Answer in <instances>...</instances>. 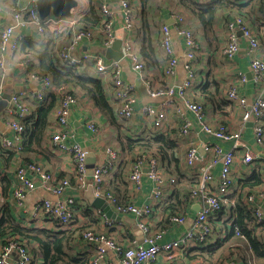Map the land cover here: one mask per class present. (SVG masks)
Segmentation results:
<instances>
[{
	"label": "crops",
	"instance_id": "crops-1",
	"mask_svg": "<svg viewBox=\"0 0 264 264\" xmlns=\"http://www.w3.org/2000/svg\"><path fill=\"white\" fill-rule=\"evenodd\" d=\"M107 1L111 4L115 16L113 27L116 38L120 39L123 43L125 38L131 37L134 51L141 56L139 50L142 45L141 34L143 21L140 22V20L137 19L132 30L128 31L122 26V17L118 7V1ZM238 1L240 4V6H238L240 11L244 13L246 21L260 39L261 48L258 55L264 60V0ZM76 2V6L71 9L68 16L59 17L63 18L64 23L63 30L57 33L66 32L65 29L70 31L69 35L60 34V38L58 39H60L61 43H67L70 40L72 37V28H80L83 26L81 18L89 11V0H76ZM15 3L16 0H3L4 9L3 11H0V29L6 25L13 24L10 9ZM133 3L136 7V11L140 13L141 6H139L138 1L133 0ZM146 6H148L146 7L147 10L152 14L149 15L146 13V18L150 26L149 31L152 37L154 53L151 57L150 63H147L146 58L141 57L144 62L149 64L147 65L144 63L146 64L144 68V77L150 81V87L156 89L172 83L178 86L184 80L186 74L184 70V64L186 63L184 55L185 46L183 39L177 35L172 26L175 20V15H181L183 16L185 23L191 27L199 41L195 71L200 77L203 76L204 80L209 82L206 90L207 99L204 94H202V96L197 94L198 92L195 89L189 92L190 98L202 103L206 117L205 120L208 124L217 125L219 123H224L229 130L236 131L240 129L242 140L247 143L249 149H251L256 155H260L264 158V149L257 146L253 140L252 121L248 120L243 123L241 119V107L235 102L229 100L227 96V89L229 85L234 82L238 86L239 93L247 99L248 103L254 101L260 94L264 97V83H255L253 81L249 66L250 57L248 54L247 43L240 31H236L239 50L234 58L228 59L222 54V49L228 39V29H226L225 22L231 16L236 15V10H218L212 29L204 35L203 28L200 27V22L197 17L181 7L179 5V0H149ZM163 25H169L171 28L172 46L174 55L178 61L175 69V76L171 79L164 78L163 75V69L166 65V56L159 47L161 27ZM93 30L94 33L92 38L81 39L79 44L70 51L71 55L78 57L84 53H101V48L106 46L102 41L100 29L99 31L95 29ZM47 33L51 36L52 32L48 31ZM19 35H23L29 39L33 37L34 32L29 26H15L12 37L19 38ZM43 45L41 47H43ZM17 56L14 55L10 49H7L4 54L5 69L3 72H0V81L2 84V89L0 91V172L2 174L0 180V215L6 210L24 227L44 229L48 230L50 233H54L61 230V228L52 223V221L46 218L42 213L33 215L32 210L38 200L42 198L55 200L57 199V196L47 191L40 181L35 179V187L27 192L22 204H17L13 194L16 184L15 168L22 159H20L16 153L10 155V150L6 151L1 147V142L4 138H10L13 136V131L8 125L9 120L14 116L11 113L13 109L11 95L18 92H24L27 95V101L35 107L36 102L34 101L32 94L35 93L37 88H39L37 83L27 79V77L23 75V64L22 62H18ZM33 62H35V60ZM121 68L123 80L135 87L136 102L133 105L134 115L129 119H124L117 115V103L112 97L110 72H97L93 64L85 62L83 65L78 66L75 71L102 80L104 93L111 107V113L106 114L103 112L83 90L73 87L72 91L77 97V102L72 107L69 114L68 130L71 133L70 140L78 142L87 151V177H91L93 169L98 163H107L109 161L110 158L106 153L105 148L110 147L114 149L117 153V158L112 161L111 170L104 177L102 191L105 188H110L119 199H125V201H130L138 206L150 203L153 207V215L149 222L150 229L152 231H163L162 237L159 239L161 241L176 239L182 236V234L190 227L192 219L199 210V203L191 198L188 200L182 199L180 213L184 215L186 219L181 223L170 224L165 223L166 214L163 211V203L171 197L176 188H178L181 193H188L189 183L197 178V174L200 173L201 167L211 161L214 156V152L210 148L211 145L220 144L223 149H228L232 143L231 141L224 142L215 139L214 137L205 135L199 131L198 125L192 114L185 109L180 100L174 105L166 107V120L160 128L155 129L150 120L140 113V109L144 104H151L154 106L164 105L167 97H151L147 93V86L139 77V73L133 71L131 68L129 60L122 59ZM32 70L37 71L34 68L29 71ZM237 71L245 73V82L238 83L236 81ZM176 107H179L184 117L191 121V130L188 135H182L179 133L181 122L176 115ZM90 123H95L97 126L95 131L90 129ZM51 127L52 126H50V128ZM51 131L52 130L48 128L46 136L43 139L41 150L30 152L28 157L32 161H36L45 166L52 174L54 180L62 177H72L71 181L74 186L76 184L74 174L76 170L75 159L70 154L50 149L49 137ZM161 133L168 134L174 139V151L180 159V162L178 163V168H175L173 163L169 166L161 164L162 173L165 175V182L161 188L163 194L159 198H155L152 194L154 183L147 177L145 172L143 173L140 186L134 187L128 181L127 174L130 170L131 164L129 162L125 167L122 166V164L125 163L123 144L128 139H136L139 137L151 139ZM192 139L198 148L199 157L192 165H188L185 156L189 147L188 141ZM242 155L243 151L237 153L232 167L231 175L234 180L232 192L237 193L238 190H241L244 192L243 195L247 194L245 192L248 191V187L241 189L239 186L240 181H246L254 172L260 173L261 183L251 188L249 193L255 195V204L264 211V174L260 169L262 161L264 160H260L255 165L246 164L242 161ZM220 166V162H217L211 169L215 179L212 189L216 188L215 185H217ZM170 176L175 177L177 180L174 186L168 182ZM86 188L87 187H85V189L74 191L71 187L66 191V194L72 195L76 193L78 197L75 205V209L78 211L77 216L67 228L74 230L73 239L69 243V248L73 254L91 256L93 253V246L86 243L76 234V231L80 229V225H84L93 230H106L119 243L124 245L142 243L143 234L138 229L136 219L131 213H117L120 218L117 220L112 219L113 221L110 227L103 226V218L100 214H97V211L99 210L93 208L84 195ZM233 196L232 193L231 198H228L229 202L226 203L227 205L233 204ZM86 208H89L91 213H84L83 210ZM210 219L216 221L210 220L213 225V232L207 243L190 247L184 252L177 251V264H183L184 262L193 259L201 261L200 264H225V262L230 259L235 260L237 264H257L254 255L244 242H237L234 240V237L227 236V227L230 226L231 222L230 213L227 210L220 215L217 214V216L210 217ZM162 227L164 228L162 229ZM22 242L25 244V241ZM1 243H3V241H0V244ZM25 245L34 255V262H36V264H41V254L38 251H32L29 245ZM230 253L232 254L229 255ZM107 257L110 260L116 261L113 252L107 253ZM15 262L16 254L12 253L9 257V263ZM151 264L166 263L164 257L160 255Z\"/></svg>",
	"mask_w": 264,
	"mask_h": 264
},
{
	"label": "built area",
	"instance_id": "built-area-1",
	"mask_svg": "<svg viewBox=\"0 0 264 264\" xmlns=\"http://www.w3.org/2000/svg\"><path fill=\"white\" fill-rule=\"evenodd\" d=\"M37 0H16L15 5L10 9V14L13 18V24L6 25L0 29V72L5 69L4 54L7 49H10L14 55H18V62H22L24 57L20 52L21 43L25 41H35L40 46L47 42L48 31H62L63 18L53 15H48L44 18L40 17L36 8ZM119 11L122 17V26L131 31L139 19L138 12L134 6L133 0H117ZM99 13L101 14V24L94 29L99 31L102 36L104 45L110 46L116 39L114 31L115 16L112 11V6L107 0H96ZM3 0H0V11H3ZM73 23V22H72ZM15 26L31 27L34 35L27 39L23 35L19 38L12 37ZM173 29L176 31L184 42V55L186 63L184 64L185 77L183 82L176 86L173 83L162 86L156 89L150 87V81L144 77V62L141 56L133 49L131 37L125 38L122 43L123 56L118 59L105 58L101 54L84 53L81 56L74 57L70 51L79 44L81 39H91L94 30L87 27L72 28V37L67 43L61 45L58 50V57L65 66L74 67L83 65L89 62L94 65L97 72L109 71L112 81V97L117 103V114L129 119L134 115L133 105L136 102V94L134 85L127 83L122 78L121 60L127 59L131 64L133 71L139 73V77L147 86V93L151 97L166 96L167 100L164 105L154 106L144 104L140 113L150 120L155 129L160 128L167 116V106L174 105L180 100L185 109L189 111L195 122L198 125L199 131L203 134L214 137L221 141H231L228 149H223L220 144L211 145L210 148L214 152L211 161L204 164L194 183L189 185L188 193L192 200L199 203V210L192 219L190 227L182 234V236L169 241H161L162 230L152 231L150 229V220L153 215V207L150 203L145 205H135L130 201L120 202L111 195H103L101 188L103 186L104 177L112 167V161L117 158V153L114 149L106 147L105 151L109 155L107 163H98L91 177H87L86 173V156L87 151L78 142L70 140V132L68 130L69 114L72 107L77 102V97L71 88L66 85H61L57 88L59 92L58 103L53 110L51 121V135L49 137V147L53 151L70 154L74 157L76 163L75 178L76 184L73 186L72 177H62L57 180L53 179L50 171L41 163L36 161H21L15 168L16 184L14 189V198L17 204H22L27 192L35 187V179L45 187L47 191L57 196V199L51 200L42 198L38 200L33 207V215L42 213L52 223L63 229H67L77 216L75 205L77 202V194H66L69 188L74 191L85 189L89 184L92 185L96 195L104 196L116 213L124 214L131 213L136 219V225L143 234V241L140 244L124 245L119 243L106 230H93L85 228L77 230L76 234L79 238L93 246V253L90 256L89 264H151L160 255L165 259L166 264H177V251L184 252L193 246L203 245L207 243L213 228L208 222V219L215 216L216 211L220 208L221 201L225 202V195L232 191L234 180L231 172L235 162V157L238 152L243 151L242 161L246 164H257L260 160H264L260 155L253 153L249 149L247 143L242 140L241 130H229L224 123L211 125L206 122L204 109L200 102L193 100L189 96V92L197 89L196 86L200 83L201 77L195 71V63L197 61L196 53L199 49V42L191 27H189L183 16L175 15ZM228 29V39L222 49V54L228 59H233L239 50V42L236 37V31H240L244 37L248 54L250 57L249 66L252 73V78L255 83H264V60L258 55L261 48V43L258 35L251 29L246 19L236 14L231 16L225 22ZM37 40V41H36ZM159 47L166 56V65L163 69L164 78H173L177 65V58L174 55L172 46L171 28L169 25L161 27ZM23 75L31 81L37 83L39 88L36 89L32 96L39 100L43 99L44 90L51 87L50 79L47 76H39L34 72H28L22 65ZM236 81L243 83L246 81V75L242 71L236 72ZM2 84L0 81V91ZM229 100L238 104L241 109V119L243 123L248 120L252 121L253 140L254 143L264 149V97L259 95L254 101L248 103L247 99L238 91L236 83L232 82L227 89ZM13 109L11 111L13 118L9 120L8 125L13 131V136L4 138L1 142V147L6 150L19 152L23 140V132L25 126L22 119L27 116L33 109V106L27 101V95L24 92H18L11 95ZM176 115L181 122L179 133L182 135L190 134L191 121L184 117L179 107H176ZM90 129L95 131L97 126L95 123L89 124ZM191 136V135H190ZM192 138V137H191ZM189 147L186 152L185 160L188 165H192L199 157L198 148L193 139L188 141ZM220 162V170L218 173V181L215 189L212 185L215 183L214 175L211 172L212 167ZM264 170V161H262ZM153 181L154 188L152 194L155 198H159L162 192V186L165 182V175L162 173L160 164L155 157L144 156L138 158L131 164L127 174V179L131 185L138 187L141 184L143 173ZM2 174L0 172V180ZM74 178V177H73ZM168 182L174 186L176 179L173 176L168 178ZM255 195L249 193L246 196V202L252 206V210L257 222L264 221V211L255 204ZM85 210V209H84ZM103 218V226L110 227L112 219L106 217L102 212L97 211ZM185 216L177 213L169 217L170 223H181L185 221ZM0 264H33L34 255L29 251L27 246L17 237H10L5 243L0 244ZM113 252L116 261L110 260L107 253ZM12 253L16 254V262L9 263V257ZM199 260H190L183 264H200ZM225 264H237L235 260L230 259Z\"/></svg>",
	"mask_w": 264,
	"mask_h": 264
},
{
	"label": "trees",
	"instance_id": "trees-1",
	"mask_svg": "<svg viewBox=\"0 0 264 264\" xmlns=\"http://www.w3.org/2000/svg\"><path fill=\"white\" fill-rule=\"evenodd\" d=\"M137 1L139 6H141V11L140 13L138 12L139 20L140 22L143 21L141 34L142 45L139 52L143 58H146L147 63H150L154 48L152 46V37L149 31L150 26L146 18V13H148L146 8L148 6H146V4L149 0ZM238 2V0H179V5L197 17L200 22L199 25L203 28L204 35H206L212 29L217 12L220 9L229 11L235 9V14H240L244 17V13L240 11L238 7L240 6ZM101 17L96 0H89V11L81 18V22H83L82 27L85 26L91 29L98 27L101 24ZM65 30L66 32L64 33H57L60 31H51V36L47 33V42L43 47L33 40L25 41L21 43L20 46V52L24 56L22 58L24 69L26 68V71L34 72L39 76L49 77L51 83V87L44 90L42 100L33 96L36 102L35 107H33L32 111L22 119L25 130L23 132V140L19 152L9 151L10 155H12V153L18 154L23 162L32 161L28 157L30 152L41 150L43 139L46 136L48 128L50 129L51 126L53 110L58 103L59 92L57 88L59 86L66 85L71 89L75 87L83 90L99 109L106 114L111 113V107L105 96L102 80L100 78L81 74L75 71L76 68L65 66L60 61L58 50L64 43H61L58 38H60V34L69 35L70 31L67 29ZM34 60L35 62H33ZM146 64H144V67ZM33 68L37 71H29ZM201 80L202 81L197 84V89L195 90H197V94L201 96L204 94L207 99L206 90L209 82L204 80L203 76H201ZM174 147V139L164 133L158 134L151 139L141 137L128 139L123 144L125 163L122 164V166L125 167L129 162L132 164L138 158L151 156L158 160L160 167L162 165L169 166L173 163L175 168H178L180 159L177 157ZM260 169L264 174L263 166H260ZM192 183H194V181L189 184ZM259 183H261V177L260 173L257 172H254L246 181L241 180L239 186L241 189L248 187V191L245 192L247 194L243 195L244 192L241 190H238L237 193L229 191L225 195V202L221 201L220 208L216 211L215 216L227 210L230 213L231 219L230 226L227 227V236L234 237V240L237 242H244L254 255L256 263L264 264V221L257 222L255 220L252 206L246 202V196L251 191V188L257 186ZM232 193L234 195L233 204L227 205L226 203L229 202L228 198H231ZM102 194H111L115 196L118 201L125 202V199H119L110 188L103 189ZM189 198V193H181L178 188L173 191L171 197L163 203V211L166 214L165 223L170 224L169 217L181 212L180 205L182 199L188 200ZM83 212L91 213L89 208H86ZM210 220L213 221L214 219H208V222L213 228ZM79 228L78 230H83L88 227L80 225ZM163 228L164 227H162V229ZM73 233L74 230L70 229H63L50 233L48 230L44 229L24 227L6 210L0 215V241L5 243L10 237H17L19 240L25 241V244L29 245L32 251H38L41 254V264H89V255L73 254L69 248V243L73 239ZM231 254L232 253L229 255ZM33 264H36V262L33 261Z\"/></svg>",
	"mask_w": 264,
	"mask_h": 264
},
{
	"label": "water",
	"instance_id": "water-1",
	"mask_svg": "<svg viewBox=\"0 0 264 264\" xmlns=\"http://www.w3.org/2000/svg\"><path fill=\"white\" fill-rule=\"evenodd\" d=\"M76 4V0H37L36 8L42 18L51 14L56 17H61L68 16L71 9L76 6ZM100 54L109 59H120L123 56L122 41L117 38L114 39L110 46L101 48ZM84 195L88 203L91 204L93 208L102 212L106 217L114 220L120 218L105 197L95 194L91 184L87 186Z\"/></svg>",
	"mask_w": 264,
	"mask_h": 264
},
{
	"label": "rangeland",
	"instance_id": "rangeland-1",
	"mask_svg": "<svg viewBox=\"0 0 264 264\" xmlns=\"http://www.w3.org/2000/svg\"><path fill=\"white\" fill-rule=\"evenodd\" d=\"M148 14H149V15H152L151 12H149V11H148Z\"/></svg>",
	"mask_w": 264,
	"mask_h": 264
}]
</instances>
